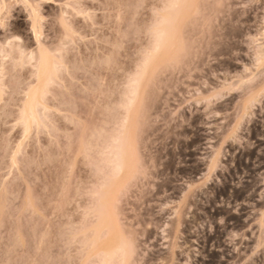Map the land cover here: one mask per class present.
<instances>
[{
	"label": "rangeland",
	"instance_id": "rangeland-1",
	"mask_svg": "<svg viewBox=\"0 0 264 264\" xmlns=\"http://www.w3.org/2000/svg\"><path fill=\"white\" fill-rule=\"evenodd\" d=\"M262 55L264 0H0V264H264Z\"/></svg>",
	"mask_w": 264,
	"mask_h": 264
},
{
	"label": "bare ground",
	"instance_id": "bare-ground-1",
	"mask_svg": "<svg viewBox=\"0 0 264 264\" xmlns=\"http://www.w3.org/2000/svg\"><path fill=\"white\" fill-rule=\"evenodd\" d=\"M164 28V27H163ZM165 30H166V28H164ZM163 30V29H162ZM160 31V30H159ZM161 32V31H160ZM162 35H164V30L161 32V33H159V35H158V40L159 39H161L162 40ZM161 36V37H160ZM158 40H157V42H158ZM161 40L158 42L159 44H160V42H161ZM167 40V39H166ZM157 43V44H158ZM159 44L157 45V47L159 46ZM156 50H157V48H156ZM43 58V57H42ZM44 59V58H43ZM45 60V59H44ZM44 60H41V63H40V66H41V68H40V73H41V75L43 76V74L45 73V71H46V63H45V61ZM38 62H39V60H38ZM46 82V81H45ZM33 98V97H32ZM31 100V99H30ZM29 105V104H28ZM119 158H121V157H119ZM122 159V158H121ZM120 160V159H119ZM118 163H119V165L120 164H122V163H120L119 161H118ZM117 163V164H118ZM126 164V163H125ZM123 165V164H122ZM119 170H120V168H119ZM120 173V172H119ZM115 182V181H114ZM104 198V197H103ZM105 205V204H104ZM110 205V204H109ZM101 213H103L102 211H101ZM100 215V214H99ZM102 215V214H101ZM115 220V219H114ZM109 228H111V226L109 227ZM106 230V229H105ZM109 231V230H108ZM102 233H104L103 231H101ZM100 232V233H101ZM126 234V233H125ZM126 236H127V234H126ZM100 237H102L101 235H100ZM130 238V237H129ZM127 239H128V236H127ZM94 241V240H93ZM121 241V240H120ZM130 241H132L131 239H130ZM117 241L115 240V244L113 245V243H112V246H114V247H112L111 249H109V251L107 252L108 253V255H109V257H111V258H115V256L114 255H116V254H118V256L120 257L121 256V254H122V257L123 258H121V259H123L124 261H125V263L127 262V260H128V255L130 254V251H129V249H132V245H129V246H131L130 248L129 247H127V248H129L128 249V252H127V249L125 248V245H122L121 243H116ZM133 242V241H132ZM131 242V243H132ZM93 243V242H92ZM129 243V242H128ZM128 243H127V245H128ZM94 244V243H93ZM130 244V243H129ZM134 245V244H133ZM134 250V249H133ZM97 254H99V253H97ZM101 254V253H100ZM103 254V253H102ZM104 254H105V252H104ZM103 254V255H104ZM114 256V257H113ZM118 256H116L117 257V260L119 261V259H118ZM108 257V258H109ZM130 257H132V254H131V256ZM129 257V258H130ZM101 258H102V256H101ZM105 258V257H104ZM107 258V260H109ZM120 259V260H121ZM103 260V259H102ZM117 260H112V261H115V262H117ZM111 261V262H112ZM120 262V261H119ZM128 262H129V260H128ZM127 262V264H130V263H128ZM130 262H131V260H130ZM108 263V262H107ZM113 264H114V262H112ZM118 263V262H117ZM109 264H110V262H109ZM120 264V263H119Z\"/></svg>",
	"mask_w": 264,
	"mask_h": 264
},
{
	"label": "snow or ice",
	"instance_id": "snow-or-ice-1",
	"mask_svg": "<svg viewBox=\"0 0 264 264\" xmlns=\"http://www.w3.org/2000/svg\"><path fill=\"white\" fill-rule=\"evenodd\" d=\"M175 6V5H174ZM259 60H260V62L262 63V64H264V55H262L260 58H259Z\"/></svg>",
	"mask_w": 264,
	"mask_h": 264
}]
</instances>
